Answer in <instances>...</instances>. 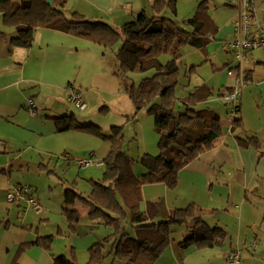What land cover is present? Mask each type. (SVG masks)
Listing matches in <instances>:
<instances>
[{
	"label": "rangeland",
	"instance_id": "rangeland-1",
	"mask_svg": "<svg viewBox=\"0 0 264 264\" xmlns=\"http://www.w3.org/2000/svg\"><path fill=\"white\" fill-rule=\"evenodd\" d=\"M164 1L168 3L172 0ZM193 1L195 0H173L178 13L177 16H173L166 5L167 10L162 15L174 22L176 21L182 30L188 31V27L185 26L186 20L188 17H192L194 7L202 0H196V2L199 1L196 6L194 5L196 2ZM207 1L210 7V15L218 26V30L229 22L231 17L234 20L240 13V10L233 7L228 0ZM86 3L87 0H68L64 13L70 17L72 11L78 13L85 9ZM153 3L154 0H149V5L146 8V13L149 16L154 13ZM253 9L255 12V16L252 17V26L255 27L253 29L262 28L264 31V0H253ZM119 19L114 21L119 26L108 23L107 20L103 21L120 30L125 22H123L124 18ZM255 20L257 23L254 22ZM7 30L12 31L11 28L0 27L2 32ZM235 37L236 34L233 32L224 36L218 32L201 49L185 45L181 47V59L178 62L179 85L175 90L177 98L174 107L175 114H179L185 109L184 102L190 93L199 86L206 85L213 91V96L206 102L198 104L196 109L213 110L219 115L222 122L230 121L226 109H229L231 104L222 101V98L218 96L221 84L230 80L234 81L233 85L236 84L233 73L242 74L244 67L254 68V74L259 73V70L263 69L258 63L264 60V50H254L250 52L248 58L241 61L239 69H232L234 71L232 75H227L226 72L229 68L237 64L234 53L228 47V44L233 42ZM118 46L119 44L112 48H103L87 39L42 28L36 29L31 48L13 51L12 54L7 55L9 57L8 60L6 59L7 61L0 59V110L6 111L9 107L19 109L21 104L27 107L30 99L36 106L39 94L41 101H48L50 98L45 93H50L48 92L49 88L53 87L54 92L57 90L63 92L67 83L72 84L86 103V109L77 110L71 104H67V113H72L75 119L83 120L84 117H87L91 121L89 123L93 122V125L99 126L106 133L109 132L111 126H120L124 136L126 155L134 161L133 173L135 176L145 173L146 170L138 163V159L144 154L158 155L159 135L154 129L152 115L147 114L145 108L135 109L124 89V84L114 74L115 69L118 68L115 59ZM251 54L252 58H250ZM168 59L169 55H162L160 58L163 63L167 62ZM191 66L195 67L189 73L188 69ZM154 73V70L145 74L130 73L127 74V79L130 83L133 82L137 85L143 78L150 77ZM227 77L231 79H227ZM238 78L241 79L240 76ZM258 96L259 93L253 85H243L239 99L240 104L243 103V107H245L244 112L241 111L245 120H242L243 128L239 129L240 133H233L241 134L242 136L239 138L242 140L260 139L264 148V117L259 118L258 115ZM243 107L241 105V109ZM23 111L27 113L25 109H22L20 117H23ZM30 134L27 129L6 125L4 119L0 118V140L7 141L6 137H16L17 142L19 136L20 139L26 137L24 140L29 141L32 139ZM78 134L83 135L84 141L80 140V137L75 140L76 142L81 141V144L76 143L71 151H68L69 158H60L56 164L52 161L49 167L54 170L48 171V174L41 170L39 171L40 176H36L38 194L43 200L48 201L50 196L59 191L62 192V184H70L77 193L83 197H88L92 189L90 181H98L102 178L103 166L100 167L101 164L96 166L97 162L94 161L97 159L96 157L91 158L92 160L89 158L90 152L97 154L98 150L101 151L102 141L91 135ZM86 148L88 150H85ZM47 159L42 163L46 164ZM80 160L91 161L92 164L86 167H78L76 164ZM34 166H36V160L33 161L28 172L26 171L23 175L32 178L38 174L34 170ZM258 169H260L259 165ZM255 178L256 176L253 177L247 187L228 186L227 191L225 189L220 190L218 195L221 196L223 193L222 196L225 199L228 191L231 194L225 204L216 192L209 191L210 177L186 167L179 170L175 189H169L161 183L143 186L141 209L144 208L146 201L161 202V206L163 203L164 205L169 203L172 208L180 206L184 208L194 203L202 211L211 212L206 218L210 226L218 225L225 231V238L220 245L212 248L194 246L181 248L178 242L187 237L189 233L184 226L173 227L172 240L159 259L164 260L170 252L179 248L181 250L180 258L185 260L184 264H227L225 254L235 250L240 255L239 264H264V187L262 184L254 186ZM227 179L232 178L227 177ZM217 181L212 179V183L216 186L218 185ZM255 189L257 193H255ZM245 196L250 199L249 202L248 199L245 200ZM244 202L247 206L242 208ZM74 207L80 211L81 217L85 214L78 223L79 225L76 226L78 235L75 234V230L72 245L68 244L66 248L65 237L58 234V239L53 240V245L64 249L65 256L68 259H74L75 264H87L88 248L114 233V228L101 224L102 222L93 224L91 220L86 218V209L80 201H76ZM258 209L263 216H258ZM213 210H215L214 213ZM54 213L52 220H58V214L56 211ZM161 215L163 217L162 212ZM164 216L166 215L164 214ZM121 226L129 236L134 235L129 220H122ZM173 242L175 244L171 245ZM243 254H247L249 258H243L241 256ZM102 264L122 263L115 259L112 254H109Z\"/></svg>",
	"mask_w": 264,
	"mask_h": 264
},
{
	"label": "trees",
	"instance_id": "trees-1",
	"mask_svg": "<svg viewBox=\"0 0 264 264\" xmlns=\"http://www.w3.org/2000/svg\"><path fill=\"white\" fill-rule=\"evenodd\" d=\"M67 2L52 0L49 6L47 0H0L2 25L13 29L8 39L9 46L31 48L34 32L38 28L87 39L103 48L119 44L115 53L118 68L114 74L124 84L135 109L145 108L147 114L152 115L154 129L159 135L158 155L144 154L140 157L138 163L146 172L135 176L134 161L126 155L120 126H111L106 133L99 126L79 123L72 114L53 119L57 132L84 133L110 145L101 161L106 166V172L100 180L90 181V195L83 197L72 187H66L63 192L62 214L69 233H74L81 221L80 211L73 207L76 201H80L86 209L89 220L114 228V233L88 248L87 264H102L109 254L122 264H157L160 255L170 244L172 228L176 226H184L189 233L178 242L181 248H212L220 245L225 238V231L218 225L210 226L206 220L208 216L194 203L175 208L167 218L159 221H156L158 210L154 203L147 202L145 210L141 209L143 186L161 183L169 189H175L179 170L211 150L213 143L227 130L233 133L243 128L240 99L234 107L235 115L227 123L222 122L213 110L196 109L198 104L213 96V91L206 85L199 86L187 96L185 109L181 113H174L181 47L185 45L201 49L218 33V26L209 15L207 1L202 0L195 7L192 17L187 20L191 28L188 31L162 15L166 8L176 14L173 0L168 3L155 0L153 15L147 16L142 11L133 20L124 23L120 30L101 21L89 20L77 12L67 17L64 13ZM162 55H169L167 62H161ZM259 63L263 65L264 60ZM194 67L191 66L188 72H192ZM230 69H239V65ZM151 70L155 73L143 78L137 85L127 79V74H145ZM242 73L245 85L252 79V71L245 69ZM230 90L220 89L218 96L222 98ZM227 113L230 115V108ZM240 140L256 149L259 146L256 138ZM124 219L130 221L133 236L124 232L121 226ZM60 233L62 231L59 229ZM52 242L53 238L47 236L27 244L50 251ZM53 264H75V260L59 255L54 258Z\"/></svg>",
	"mask_w": 264,
	"mask_h": 264
},
{
	"label": "crops",
	"instance_id": "crops-1",
	"mask_svg": "<svg viewBox=\"0 0 264 264\" xmlns=\"http://www.w3.org/2000/svg\"><path fill=\"white\" fill-rule=\"evenodd\" d=\"M193 2H196V0ZM198 2L194 3V5L196 6ZM121 5L124 7L122 8ZM148 5L149 0H87V3L85 5L86 8L82 11L80 10L79 12L89 20L101 21L104 23L107 22L103 20H107L109 21L108 23L119 26L114 23V21L120 20L119 18H124L125 21L123 20V22L127 23L133 20V18H135L142 11H144L145 14L149 16V14L146 13V8ZM226 6L229 5L226 4ZM208 10L210 11L209 4ZM177 14L178 13L176 11V14L172 15L177 16ZM190 18L191 17H188V19ZM236 19L237 18L233 20V17H231L230 21L223 25V27L219 29L220 31L218 30L221 36L229 33L231 34L232 32L235 34L234 21ZM254 22L257 23L256 20ZM175 23L177 25L176 21ZM1 26L3 27L2 21L0 22V27ZM185 26L188 27V30L191 29L188 23ZM253 28H255L254 25L252 26V29ZM256 29L253 30L256 31ZM224 31L226 32L223 33ZM12 33L13 29L12 31H0L1 60H8V54H12L13 51L22 50V48H11L9 46L8 39L12 35ZM249 55L250 52L247 54L246 58H248ZM250 58H252V54ZM258 64L262 67L263 70H259V73L257 74H254V68L244 67L243 69L252 71V79L249 82H246L245 85H253L257 90V93H259L258 115L259 118H262L264 117V64ZM228 78L231 79L230 77H227V79ZM233 82V80L223 82L220 88L222 90H226L228 88L230 89L233 86ZM66 87L64 88L63 92L62 90H57L56 92H54L53 87L49 88L48 92L52 94L45 93V95L49 96L50 98L48 101H41L39 99V94L36 106L30 99L28 101L27 107L21 104L19 106V109L9 107L8 110H6L5 108L6 111L0 110V118L4 119L6 125H11L13 127L19 126L22 129H27V132L29 131V133H31L30 137L32 138L29 141H26L24 140L26 137H22L20 139V137L18 136L17 142L16 137H6L7 141L0 140V264H53V260L55 257L59 255L65 256L64 249L54 247L53 242L50 251H45L39 246L27 243H34L38 238L47 236H51L53 240L58 239L57 236L59 229L62 231V233L60 234L63 235L66 239V248L68 244H70V246L72 245V237L74 233H69L67 229L66 219L62 214L63 192L66 187H71V185L62 184V192L59 191L58 193L50 196V200L45 201L38 194V179L36 178V176H40L39 171L41 170L46 171V173L48 171L50 172L54 170L53 168L50 169L51 167H49L51 166L52 161H54V163L56 164L60 158H69L70 155L68 151H71L76 143L79 144L81 142H76L75 140L77 138L80 137V140L84 141L83 135L76 132L72 133L71 131H56L55 120L53 119L63 115H69V113H67V104L70 103L67 101V89L69 87H72L75 90L72 84L67 83ZM76 91L79 92L77 89ZM29 102H32L33 104V112L28 111ZM241 105L243 107V103H241ZM22 109H25L27 113L23 111V117H20V111H22ZM244 109L245 107H243L241 111L244 112ZM226 112H228V109H226ZM240 118L241 120H245L242 112L240 114ZM76 120L81 124L93 123H89L91 121L87 117H84L83 120L80 118H76ZM234 135L236 136V134L231 133L229 130H227L222 137L218 138L213 143V148L211 150L203 153L199 158L193 161V163L186 166L187 169L195 170L204 176L210 177L209 191L212 193L216 192L217 195L221 192L220 190H226L228 186H238L241 188L247 187L254 176H256V183L254 186L262 184V186L264 187L263 143L260 139H257L259 146L256 149L250 145L244 144L240 139H238L239 136H242L241 134H238V138H236ZM102 143L103 146L101 148V151L98 150L97 154L94 152H90L89 158L91 159L96 157L97 159L94 160L95 162H97L96 166L100 164V167L103 166V177L106 172V166L101 161L107 155L110 145L105 141H102ZM85 150L88 149L86 148ZM43 158L47 159L46 164L42 163L45 160ZM35 160L36 166H34V170L38 172V174L34 175V177L32 178H28L23 174L26 171L28 172V169L30 168V166L32 167V163ZM258 165L260 169H258ZM78 167L81 166L78 165ZM227 177H231L232 179H227ZM212 179L218 180L217 186L212 183ZM14 185H27L32 189L36 199L39 201L38 203H40L41 207H43L40 214L35 213L31 209V207L25 204H10L6 201V193L8 189ZM255 193H257L256 189ZM222 195H218V197L225 204V201H227L231 194L228 191L226 199ZM247 199L249 202L250 199L245 196V200ZM147 202H151L156 205V208L158 210L157 220L165 217L167 218L175 208H183V206L172 208L169 206V203H167V205H164L163 203L161 206V202L157 201H146L145 205ZM245 206H247V204L244 202L242 208H244ZM145 208L146 206H144L142 210H145ZM247 209L249 208L247 207ZM55 211L56 214H58V220H52ZM161 212L163 214V217L161 215ZM212 212L214 213L215 210H213ZM258 212V216H261L262 213L259 211V209ZM164 214L166 216H164ZM84 215H82V217ZM206 215L209 216L210 213H206ZM82 217L81 220L83 219ZM93 224H97V222H93ZM75 234L78 235L77 227ZM174 244L175 242H173L171 245ZM180 255L181 250L178 248V250H173L172 252H170L164 260L160 258L157 261V264H184L185 260H182L180 258ZM226 255L227 253L225 254V257L227 258ZM241 256L243 258H249L247 254H243Z\"/></svg>",
	"mask_w": 264,
	"mask_h": 264
},
{
	"label": "built area",
	"instance_id": "built-area-1",
	"mask_svg": "<svg viewBox=\"0 0 264 264\" xmlns=\"http://www.w3.org/2000/svg\"><path fill=\"white\" fill-rule=\"evenodd\" d=\"M233 6L240 10V13L234 23V31L236 37L233 42L228 44L230 50L234 53L237 64L240 65L251 50L257 48L264 49V31L261 28H257L256 31L252 29V17L255 12L253 9V0H228ZM234 71L232 69L227 71V75H232ZM233 76L236 79L235 86L231 87L229 92H226L222 97L223 101L231 104L230 118L235 115L234 107L238 103L241 93V87H243L244 79L243 73H237ZM241 77L238 78V77ZM67 101L74 106L77 110H84L85 103L79 92L69 87L67 90ZM28 111L33 112V104L29 102ZM77 164L81 167H86L92 164L91 161L80 160ZM6 201L10 204H26L31 207L35 213H40L42 208L35 199V195L32 189L27 185H14L11 186L6 193ZM239 252L230 251L227 254V264H239Z\"/></svg>",
	"mask_w": 264,
	"mask_h": 264
},
{
	"label": "water",
	"instance_id": "water-1",
	"mask_svg": "<svg viewBox=\"0 0 264 264\" xmlns=\"http://www.w3.org/2000/svg\"><path fill=\"white\" fill-rule=\"evenodd\" d=\"M48 5L51 6L52 5V0H47Z\"/></svg>",
	"mask_w": 264,
	"mask_h": 264
}]
</instances>
